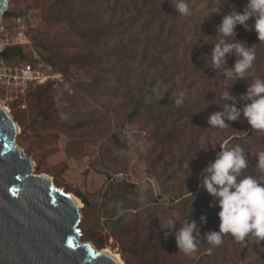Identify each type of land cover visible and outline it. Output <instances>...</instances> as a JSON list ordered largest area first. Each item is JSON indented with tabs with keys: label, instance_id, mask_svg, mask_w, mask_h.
Masks as SVG:
<instances>
[{
	"label": "rangeland",
	"instance_id": "obj_1",
	"mask_svg": "<svg viewBox=\"0 0 264 264\" xmlns=\"http://www.w3.org/2000/svg\"><path fill=\"white\" fill-rule=\"evenodd\" d=\"M123 2L121 7L114 0H7L9 13L0 20L2 48L17 45L27 52L28 46L19 43L26 36L65 76L56 86L36 84L23 95L0 81V104L19 126L15 143L32 160L36 173L46 174L57 187L82 201L80 240L117 252L124 264H264V241L256 244L250 236L237 241L224 234L221 244L213 246L201 235L195 250L186 254L176 248L171 235L164 239L160 229L169 218L179 221L175 227L195 219L172 201L191 189L201 196L198 207L207 217L206 224L197 222L200 231L218 228V209L209 207L212 197L197 184L219 143L235 132L231 124L218 129L208 127L206 121L219 110L220 94L232 81L214 69L208 54L213 43L206 38H175L180 23L212 20L216 6L207 8L202 2L194 7L190 2L189 16L177 13L173 17L169 7L177 0H169L164 3L167 15L162 11L152 20L148 12L139 17L135 1ZM17 16L25 18L24 27L12 20ZM144 22L152 26V32L170 35L159 39L167 40L166 51L161 52L151 35L129 38L140 36ZM105 25L113 26L107 36L82 33ZM158 54L167 64L170 80L144 103L168 101L141 109L129 119L140 75L158 68ZM257 77L264 79V63L250 69L244 80L238 79L232 93H242ZM180 93L183 103L178 105ZM240 104L237 100V107ZM237 122L247 128L242 116ZM244 140L248 141L244 175L250 174L253 165L258 178H264L256 161L257 154L264 152V132Z\"/></svg>",
	"mask_w": 264,
	"mask_h": 264
},
{
	"label": "clouds",
	"instance_id": "obj_2",
	"mask_svg": "<svg viewBox=\"0 0 264 264\" xmlns=\"http://www.w3.org/2000/svg\"><path fill=\"white\" fill-rule=\"evenodd\" d=\"M174 9L183 16L191 14L187 0H177ZM250 19L252 24L249 27L247 22ZM237 26L246 31H254L257 41L264 42V0H246L241 11L232 9L224 13L220 22L215 25V33H219L221 39L213 43L208 54L214 69L219 70L222 77L232 83L225 85L219 97L223 103L216 104L219 110L207 116V125L223 129L230 126L228 122L237 121L242 116L251 129L264 132V79L255 78L242 93L233 94L231 91L238 79L244 80L255 60V49L252 45L237 39ZM229 37H235V41L240 42H228L226 38ZM229 56L235 58L230 66L227 65ZM180 97L176 100L178 105L183 103V93H180ZM237 100L241 102L239 107ZM219 149L214 159L208 161L201 170L197 184L198 188H202L212 197L209 207L218 209V228L201 232L197 221L192 218L183 224L179 223V227H175L179 221L169 218L165 226L160 228L164 239L171 235L176 248L186 254L195 250L196 240L201 235L213 246L221 244L224 234H231L237 241L249 236L256 244L264 241V178L244 175L248 168V159L242 147L219 146ZM256 161L258 168L264 171V152L257 154ZM186 165L188 168L187 162ZM189 175L190 169L187 176ZM199 222L201 225L206 224V215L201 214Z\"/></svg>",
	"mask_w": 264,
	"mask_h": 264
},
{
	"label": "water",
	"instance_id": "obj_3",
	"mask_svg": "<svg viewBox=\"0 0 264 264\" xmlns=\"http://www.w3.org/2000/svg\"><path fill=\"white\" fill-rule=\"evenodd\" d=\"M7 0H0V20ZM17 123L0 104V264H119L81 241L80 207L15 143Z\"/></svg>",
	"mask_w": 264,
	"mask_h": 264
},
{
	"label": "trees",
	"instance_id": "obj_4",
	"mask_svg": "<svg viewBox=\"0 0 264 264\" xmlns=\"http://www.w3.org/2000/svg\"><path fill=\"white\" fill-rule=\"evenodd\" d=\"M62 1H67V2H76V0H60ZM135 1L136 6V12L138 13L139 17H145L147 16V12L151 16L152 20H154V15L158 14L160 16V13L163 11L167 15V10L165 8L164 3H168L169 0H133ZM115 4L121 5V7L124 5L123 0H114ZM161 6L160 3H162ZM188 3L192 2L193 6L196 7V5L205 2V5L207 8H212L214 5L217 8V15L209 21H203L201 22L200 20H197L193 22V24L187 23V24H181L180 23V28L176 33L175 38H206L209 44L212 45V43L217 42L219 39H221L219 33H215V25H217L220 22V19L224 13L229 12L232 9H235L236 11H241L244 3L246 0H187ZM139 5V6H138ZM175 7V5H174ZM174 7L172 8L171 6L169 7V10H172V16L175 17L178 12H175ZM158 8V9H157ZM123 9V8H122ZM161 9V10H160ZM127 10V9H126ZM6 10L4 11L3 15L8 14ZM181 15V14H179ZM158 16V17H159ZM132 16L131 18H133ZM70 25L73 26V22L69 20ZM249 27L252 24V20L250 19L248 22ZM123 25V23H121ZM132 24L129 23L128 27ZM113 27V26H112ZM110 25H105L101 28H91V29H84L82 31L83 35L86 36H95V37H102V36H107L111 34L113 28ZM114 27H116L114 25ZM152 26L147 25V23H143L141 25L138 35L131 36L129 38H150V35L152 38H157L155 40L157 42V45L160 46L161 52L166 51L165 46L167 44V40H159L160 38H170V35L163 36L161 33H156L152 32L151 30ZM160 32V31H159ZM236 33H237V39L246 41L249 45H252V47L255 49V60L253 62V66L251 69H258L263 65L264 63V42L257 41V37L254 31L248 30L246 31L243 27L237 26L236 28ZM142 35V36H141ZM228 42H237L239 43L240 41H235V37H229L226 38ZM0 55L6 59L9 60L13 57L17 58H26L25 51L22 49V47L17 46V45H8L5 46L2 51L0 52ZM46 59L48 62H50L53 66L56 67L55 62L51 58H49L47 55ZM156 62L155 67L157 66L158 68L153 72L149 73L146 70H143V73L140 75L139 82H140V87L138 89V93L135 97V105L133 109L129 112L128 118L131 119L133 116H136L139 114V111L141 109H152L155 107H160V105L168 100L162 99L161 101L158 102H150V103H144V101L149 97L150 94L154 92V90L157 87H160L162 84L167 83L169 79V73L167 72V64H164L161 59V55L158 54L156 57ZM234 57L229 56L227 60V64L231 65L234 61ZM57 68V67H56ZM59 69V68H58ZM60 70V69H59ZM239 83V81H236L234 84ZM251 82H249L250 84ZM29 91V90H28ZM27 91V92H28ZM235 129L234 134L232 135L231 138H225L223 139L224 146H222V142L219 143L217 146V151H219V146L220 147H228V148H233L235 146H240L243 149L246 148V143L248 141L244 139H253L255 137V134L257 133L258 130H253L250 128V126L247 124L246 129H243L237 121L234 122H229ZM250 174L254 178H258L257 172L255 167L253 165L250 168ZM194 190H190L185 194H178L175 197H172V201H175V206L180 209V211H183L184 213H187L190 216H193V218L196 219L197 222H199V217L201 214H204L203 212L200 211V208L198 207V201H200L201 196L193 193ZM194 197H193V195ZM84 206L86 205V200L82 198ZM193 200V201H192ZM154 202V201H152ZM193 208V211H192ZM191 213V214H190ZM153 215V214H151ZM205 215V214H204ZM115 239H119L117 236ZM246 247V246H245ZM248 250V248H245ZM139 252L142 251L140 248L138 250ZM121 255L123 258H125V252L122 249L121 250Z\"/></svg>",
	"mask_w": 264,
	"mask_h": 264
},
{
	"label": "built area",
	"instance_id": "obj_5",
	"mask_svg": "<svg viewBox=\"0 0 264 264\" xmlns=\"http://www.w3.org/2000/svg\"><path fill=\"white\" fill-rule=\"evenodd\" d=\"M12 20L25 26V18L17 16ZM27 45L26 58L17 57L13 62L8 63L0 55V81L16 94H25L29 88L36 84H57L64 82V73L47 61L44 50L34 46L31 39L24 36L19 42ZM8 46V45H7ZM4 48V47H3ZM0 45V52L2 51Z\"/></svg>",
	"mask_w": 264,
	"mask_h": 264
},
{
	"label": "bare ground",
	"instance_id": "obj_6",
	"mask_svg": "<svg viewBox=\"0 0 264 264\" xmlns=\"http://www.w3.org/2000/svg\"><path fill=\"white\" fill-rule=\"evenodd\" d=\"M6 109H8V108L6 107ZM17 130L19 132V126H17ZM47 177L50 178L49 176H47ZM69 194L74 198L76 204L79 207H81L82 206V201L78 197L72 195L71 193H69ZM103 250L108 252V253H110V254H112L116 258V260L118 261L119 264H124L122 258L120 257V255L117 252H112L109 248H103Z\"/></svg>",
	"mask_w": 264,
	"mask_h": 264
}]
</instances>
